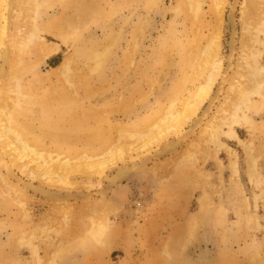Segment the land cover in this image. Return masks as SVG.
<instances>
[{
    "label": "rangeland",
    "instance_id": "rangeland-1",
    "mask_svg": "<svg viewBox=\"0 0 264 264\" xmlns=\"http://www.w3.org/2000/svg\"><path fill=\"white\" fill-rule=\"evenodd\" d=\"M41 1L19 36L26 48L13 44L0 87L3 97L13 91L0 97V174L8 176L7 160L19 178L61 196L29 189L23 200L0 182V264H264V8L251 19L244 0L219 10L214 0L199 8L189 0ZM245 41L246 64L239 63ZM212 48L218 59L233 53L234 65L221 70L201 122L189 123L185 137H169L153 155L155 147L135 156L126 150L104 175L71 174L69 186L61 173L45 175L58 156L107 153L135 142L129 133L147 131L170 107L181 110L209 79ZM240 67L241 86L229 101L230 76ZM220 107L228 113L218 114ZM244 115L254 124H234ZM214 117L217 137L201 138ZM230 129L238 139L227 137ZM144 155L146 168L107 197L91 185L103 179L106 189L105 176ZM101 200L112 210L98 229L91 206Z\"/></svg>",
    "mask_w": 264,
    "mask_h": 264
},
{
    "label": "bare ground",
    "instance_id": "bare-ground-1",
    "mask_svg": "<svg viewBox=\"0 0 264 264\" xmlns=\"http://www.w3.org/2000/svg\"><path fill=\"white\" fill-rule=\"evenodd\" d=\"M214 1H215L217 10H219L221 8L220 6H223L224 4H226L227 0H214ZM189 2H190L191 7L199 8L200 0H189ZM244 2L246 4L245 5L246 9L249 10L248 13H250L252 16L251 19L255 18L256 14L259 15L260 13H262V9L264 8V0H244ZM41 3H42V1H41ZM37 6H38V4H37ZM37 6L35 5L34 0H0V87L3 85L4 81L7 79L8 72H10V71H8V67H9V64L11 61L13 44H15V46H18L19 48H21L19 45H17L18 44L17 40H19L18 41L19 43H20V40H21V43L23 42L22 39H24V38H19V36L24 35L25 32L27 33V31H28L27 27L30 24V23L29 24H27V23H28V20L30 19L31 15H32V13H30V12L31 11L36 12ZM256 17H258V16H256ZM33 19H34V17H33ZM30 20H32V17ZM245 20L247 22H250V20L248 18H245ZM18 22L23 24V26L21 28H19L17 26V24H19ZM32 23H33V21H32ZM25 25H28V26L25 27ZM43 26H45V25H43ZM23 29H26L27 31L24 30L25 32H22ZM234 30L231 31L232 34H233ZM41 31H42V29H41ZM21 33H22V35H21ZM35 34L37 35V33H35ZM28 36L30 37V34ZM32 38H34V37H32ZM26 39L27 38H25L24 40H26ZM27 41H29V40H27ZM230 41H231L232 45L235 43L233 40V37H232V39H230ZM22 44L24 45V43H22ZM25 44L27 46V42ZM245 44L246 45L243 46V48L241 49V52L239 54V63H244V64H246V61L249 59V53L246 50V48H247L246 47L247 46L246 41H245ZM23 45H21V46H23ZM18 47H16V49ZM23 48H26L25 45L23 46ZM21 51L22 50H20V52ZM20 52H17V55ZM215 52H217V51L215 49H213L211 51V54H210L208 60H206V65L212 66V72L210 74L209 79L205 83L201 84L198 87L197 91L195 92V94H193V97L191 99L185 101V103L182 106L183 108L181 110H174L173 108L170 107V109L166 110L153 124L149 125L147 131L129 133L130 134L129 136L131 138L135 139V142H129V143L124 142L118 146H113L108 150L107 153H103V154H100L97 156H91V155L85 154V155H82V157H78L76 159L74 158V160L67 158V157L61 158L60 156H58L59 158H58V160H56V164L54 166H46L45 167V172H44L45 175L57 174V176H60L58 174L61 173V174H63L62 177L64 179L63 185L69 186L70 185L69 175H71V174H75V175L76 174H82L83 175L84 173H86L89 175L88 176L89 178H91L92 175H94V174H96L98 176L104 175L105 170L107 168H109L111 166H116L119 162H122L125 160L126 150L130 151L129 153L133 154V156H135L141 152H144L147 150L150 151L151 149H154V147H155V149L152 151V155H153V153H155V151L158 152L157 147L160 148V145L163 142H165L166 140H168L169 137L177 136V138H179V139L182 137H185L186 135H184V134L187 131L188 125H190L192 123V125L195 124L197 126V124L201 122V121H199L200 112L202 111V108H204V106L206 105L207 99L209 98L211 92L213 91V88L216 84L218 76H220V74H221V70L223 68H226V66L228 67L227 70H232V68H233L234 64L231 63V58L233 56V53H231L225 59L223 57H222V59H220V58L218 59L217 54H214ZM65 63L66 62L59 63V65L54 67L52 70H55L58 67L59 68L64 67ZM240 70H241V67L238 68L237 71H234V73H233L234 77H233V75L230 76L231 81L228 85L227 96H226V98L228 97L229 101H230V97L233 94H235L241 86V80L240 79L243 78V76H242V72H240ZM238 75H240V77L237 80ZM9 83H7V86ZM13 87H15V86H13ZM12 93H13V91L9 90L6 93V96H8L9 94H12ZM4 94H5V92L3 93V95ZM3 95H1V93H0V97L1 96L3 97ZM6 96H4V97L6 98ZM261 97H262V99H264V96H261ZM5 100H6V104H7L8 99H5ZM229 101H227V103H229ZM0 104L2 106L3 105L5 106L4 102H3V104L2 103H0ZM220 113L223 114V113H228V112H227V110L223 109V107H220L218 114H220ZM4 115H5V113L2 109V107L0 106V137H4L3 134H4V130L6 128V119L4 118ZM205 115H207V114H205ZM234 116H235V114H234ZM216 118L217 117L212 118V120H210L209 123L207 124V126L202 130L204 132H201V138L203 135H205V136L207 135V136H210L212 138L217 137L216 136V134H217L216 130L220 128V126H219L220 124L218 121H216ZM196 119H198V120H196ZM233 120H234V124H237V125H240L241 122H244L246 124H253V121L251 120V118H249L246 115L242 116L241 118L235 117ZM7 122H9V121H7ZM133 125H135V124H133ZM200 126H201V124H199L198 127H200ZM226 135L229 138H236L237 139V135H236L234 129H230L228 132H226ZM9 136L11 137V135H9ZM7 138H6V141H9ZM179 139H177V140H179ZM179 142L181 143V141H179ZM179 142L166 145L164 147L165 149L163 150V152L165 153L168 150L176 149ZM8 143H7V146H8ZM4 145L6 146V143ZM194 148H196L195 145L189 146L188 151H192ZM0 151H1V147H0ZM28 151L32 152L33 150L30 149ZM159 152H161V151H159ZM21 156H22V154H21ZM38 156L41 157V155H39V154H38ZM162 157H163V155H162ZM2 159L3 158H0V166H1V162L4 160V159L3 160ZM148 160H149V155H144V157L141 158L139 162L135 161L134 163L128 164V165L124 163L123 167H120L117 171L113 172L111 175L105 176L104 179L107 180V188L106 189H104L103 186L100 184V182H104L103 179H100V181L98 180V182H94V183L91 182L92 183L91 185L96 186V187H98V189H100L99 192L101 193V197H107L108 195H110V193L106 192L107 190L113 191L112 189H117L120 186V184L124 181V179L130 177L133 173H137L140 170L145 169L146 163ZM6 163L8 164L7 160L3 162V165L6 166L7 174L10 177V180L11 179L12 180L10 183L9 180L7 179L8 176H6L7 177L6 178L4 176V174L2 176L0 174V182H2V180L5 181L7 184L11 185L10 188H12V190L19 189L21 191L20 197L21 198L23 197V200L29 199V196L27 197L25 195V192H24V190L28 191L29 189H32L34 193H37L36 195H39L40 197H43V198L44 197L52 198V199H54V198L58 199L59 198L60 194L57 195V194H53V193H48V191H45V189H42L39 185L27 182L26 180L19 178V175L16 172H14L12 169H10ZM249 163H250V168H251L250 169V175H251V177H253V171L252 170H253V166H254V161L251 159ZM179 164H180V162H179ZM181 167H183V166L181 165ZM0 168H2V167H0ZM49 181L51 183H54V181L51 178H49ZM13 195L15 196V194H13ZM66 197L70 198V197H74V196L73 195H66ZM75 197H77V196H75ZM85 199H86L85 201L90 200V194L89 193L87 195H85ZM91 208L93 210V211H91V213L94 216L92 219L93 228H95V227L98 229L105 228L104 224H107L105 222V219L107 217H109L108 215L111 213L112 208L108 207L105 204V202H103V200H101L100 204L96 203L94 206H91Z\"/></svg>",
    "mask_w": 264,
    "mask_h": 264
},
{
    "label": "crops",
    "instance_id": "crops-1",
    "mask_svg": "<svg viewBox=\"0 0 264 264\" xmlns=\"http://www.w3.org/2000/svg\"><path fill=\"white\" fill-rule=\"evenodd\" d=\"M251 120H252V119H251ZM252 121H253V120H252ZM254 122H255V121H253V124H254ZM236 135H237V134H236ZM237 139H238V137H237Z\"/></svg>",
    "mask_w": 264,
    "mask_h": 264
}]
</instances>
